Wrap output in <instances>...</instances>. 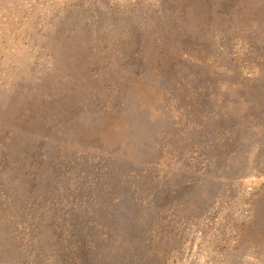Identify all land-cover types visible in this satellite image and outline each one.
<instances>
[{"label": "rangeland", "instance_id": "374dc122", "mask_svg": "<svg viewBox=\"0 0 264 264\" xmlns=\"http://www.w3.org/2000/svg\"><path fill=\"white\" fill-rule=\"evenodd\" d=\"M0 264H264V0H0Z\"/></svg>", "mask_w": 264, "mask_h": 264}]
</instances>
